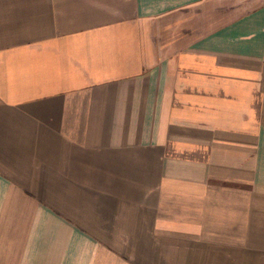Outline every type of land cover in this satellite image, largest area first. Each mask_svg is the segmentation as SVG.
<instances>
[{
	"label": "crops",
	"instance_id": "crops-1",
	"mask_svg": "<svg viewBox=\"0 0 264 264\" xmlns=\"http://www.w3.org/2000/svg\"><path fill=\"white\" fill-rule=\"evenodd\" d=\"M0 264H264V0H0Z\"/></svg>",
	"mask_w": 264,
	"mask_h": 264
}]
</instances>
